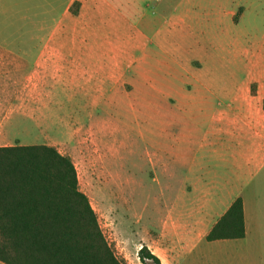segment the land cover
<instances>
[{"label": "crops", "instance_id": "crops-1", "mask_svg": "<svg viewBox=\"0 0 264 264\" xmlns=\"http://www.w3.org/2000/svg\"><path fill=\"white\" fill-rule=\"evenodd\" d=\"M135 2L65 0L60 22L37 57L41 74L34 84L44 85L42 73L50 70L47 77L63 86L69 100L83 91L94 106H107L111 95H135L134 86L141 84L150 135L160 140L151 163L158 164L160 177L179 183L158 235H145L139 249L147 247L160 264H197L209 257L218 262L224 254L243 260L251 230L264 246V31L261 40L256 30L242 29L232 38L245 8L237 14L223 9L221 0H156V14L139 36L143 56L136 60L116 44L134 31ZM216 32L227 38L222 46ZM219 49L226 58L217 60ZM105 83L111 84L108 90ZM51 96L49 91L47 100ZM237 198L244 237L207 242ZM257 256L264 264V249Z\"/></svg>", "mask_w": 264, "mask_h": 264}, {"label": "rangeland", "instance_id": "rangeland-1", "mask_svg": "<svg viewBox=\"0 0 264 264\" xmlns=\"http://www.w3.org/2000/svg\"><path fill=\"white\" fill-rule=\"evenodd\" d=\"M64 1L0 0V146L47 145L68 156L76 170L79 190L88 198L117 258L123 264H141L138 249L145 235H158L165 206L174 199L179 182L160 177L158 164L154 167L151 163L158 159L160 140L150 135L141 84L134 86L135 95H111L107 106H94L83 91L69 100L62 85H53L50 70L42 73L44 85L34 84L33 77L41 74L37 57L60 22ZM155 1L136 0L134 31L117 39L120 49H129L130 58L143 56V39L139 36L145 31L143 24L156 14ZM221 6L237 14L240 7L245 8L242 26L232 38H239L244 30H256L257 40H261L264 0H221ZM76 9L73 6L71 11ZM217 33L216 44L222 46L227 38ZM238 44L243 46V42ZM216 56L218 60L227 54L219 49ZM235 71L237 77H243L242 70ZM110 87L104 84V90ZM122 89L130 91L133 87L123 85ZM49 91L52 96L47 100ZM39 94L43 100L37 99ZM154 168L157 172L152 177ZM261 243L251 230L243 241V260L224 254L218 262L209 257L197 264H262L257 256L264 249Z\"/></svg>", "mask_w": 264, "mask_h": 264}, {"label": "trees", "instance_id": "trees-1", "mask_svg": "<svg viewBox=\"0 0 264 264\" xmlns=\"http://www.w3.org/2000/svg\"><path fill=\"white\" fill-rule=\"evenodd\" d=\"M244 235L243 206L237 198L205 240ZM137 257L141 264H160L145 246ZM0 262L123 264L79 190L71 159L52 146L0 147Z\"/></svg>", "mask_w": 264, "mask_h": 264}]
</instances>
